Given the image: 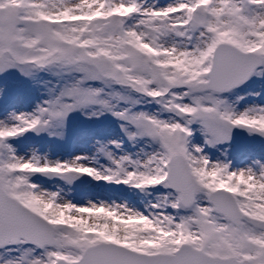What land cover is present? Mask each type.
<instances>
[{
    "label": "snow or ice",
    "instance_id": "snow-or-ice-1",
    "mask_svg": "<svg viewBox=\"0 0 264 264\" xmlns=\"http://www.w3.org/2000/svg\"><path fill=\"white\" fill-rule=\"evenodd\" d=\"M0 264H264V0H0Z\"/></svg>",
    "mask_w": 264,
    "mask_h": 264
},
{
    "label": "rangeland",
    "instance_id": "rangeland-1",
    "mask_svg": "<svg viewBox=\"0 0 264 264\" xmlns=\"http://www.w3.org/2000/svg\"><path fill=\"white\" fill-rule=\"evenodd\" d=\"M245 141H241L244 143ZM28 147L39 148L41 152L47 153L52 156V158H62L67 159V151L71 149L72 153H77L80 151H87L91 145L90 143L79 142L73 140L67 144L64 143H53L48 140H35L30 141ZM257 155H259V146L257 145ZM69 158V157H68ZM48 187H53L51 182H45ZM125 194L111 190L110 187L98 185L95 182L92 184H83L69 190V196L78 204L87 203L88 200H111V199H122Z\"/></svg>",
    "mask_w": 264,
    "mask_h": 264
}]
</instances>
